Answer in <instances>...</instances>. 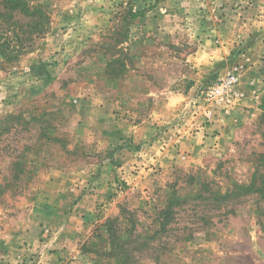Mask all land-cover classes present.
<instances>
[{
  "label": "rangeland",
  "instance_id": "1",
  "mask_svg": "<svg viewBox=\"0 0 264 264\" xmlns=\"http://www.w3.org/2000/svg\"><path fill=\"white\" fill-rule=\"evenodd\" d=\"M45 1L0 57V264H264V0Z\"/></svg>",
  "mask_w": 264,
  "mask_h": 264
},
{
  "label": "trees",
  "instance_id": "2",
  "mask_svg": "<svg viewBox=\"0 0 264 264\" xmlns=\"http://www.w3.org/2000/svg\"><path fill=\"white\" fill-rule=\"evenodd\" d=\"M47 8L45 0H0V57L5 62L19 58L33 46L37 37L46 33ZM112 33L118 34L115 28ZM115 63H119L117 59L108 61L110 65ZM108 73L118 75L120 71L112 68Z\"/></svg>",
  "mask_w": 264,
  "mask_h": 264
},
{
  "label": "built area",
  "instance_id": "3",
  "mask_svg": "<svg viewBox=\"0 0 264 264\" xmlns=\"http://www.w3.org/2000/svg\"><path fill=\"white\" fill-rule=\"evenodd\" d=\"M236 80L237 76L234 73L229 74L224 79L214 85L213 94L216 96L231 95Z\"/></svg>",
  "mask_w": 264,
  "mask_h": 264
},
{
  "label": "crops",
  "instance_id": "4",
  "mask_svg": "<svg viewBox=\"0 0 264 264\" xmlns=\"http://www.w3.org/2000/svg\"><path fill=\"white\" fill-rule=\"evenodd\" d=\"M79 230V229H78Z\"/></svg>",
  "mask_w": 264,
  "mask_h": 264
}]
</instances>
